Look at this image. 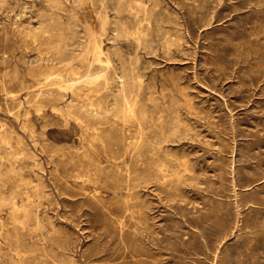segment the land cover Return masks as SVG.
<instances>
[{"label": "rangeland", "instance_id": "rangeland-1", "mask_svg": "<svg viewBox=\"0 0 264 264\" xmlns=\"http://www.w3.org/2000/svg\"><path fill=\"white\" fill-rule=\"evenodd\" d=\"M0 264H264V0H0Z\"/></svg>", "mask_w": 264, "mask_h": 264}, {"label": "bare ground", "instance_id": "bare-ground-1", "mask_svg": "<svg viewBox=\"0 0 264 264\" xmlns=\"http://www.w3.org/2000/svg\"><path fill=\"white\" fill-rule=\"evenodd\" d=\"M104 25H105V21H102L100 23V26L98 27V29H95V27H93L94 25L93 26L90 25L86 29L85 37L87 39V45H86V48L84 50V54L81 57H79V59H77V61L79 62V65H81L80 67H76L75 65L70 64L69 63L70 57L69 56L66 57V55L61 51V49H62V45L61 44L63 43L62 39H63V34H64V26L60 22H54L53 21L48 26H46V27L44 26L43 28L40 29V31H39L40 34L47 35L48 39H50L49 41H47V43L50 44L51 48L55 49V51L57 52L58 58L60 59V62H63L65 64L64 65V69H63L64 70V75H67L68 77L71 78V84H70L71 86L72 85H84V86H91L92 85V86H98L99 83H100V81L104 79L105 70H106V68L108 66V58L105 55H103V53L101 51V48H100V35L104 31ZM52 38H54L53 41L51 40ZM61 72H63V71H61ZM60 73L57 75L58 81H56L54 84L57 85L58 88H61L62 89V88H64V86H66V82H64L62 80V77L60 76ZM122 77L125 80L126 79V74H123ZM124 80L122 82L123 88L125 87ZM127 111H128V109L125 112H127ZM98 131H99V129H98ZM90 135L92 136V134H90ZM4 139L6 140L5 137H4ZM111 139H112V137L110 138V140ZM107 140H109V139H107ZM117 142H121V140L120 141H117ZM107 144H108V142H107ZM112 144H114V143L112 142ZM116 144L117 143H115V145ZM122 157L123 156H121V158ZM111 159H112V157H111Z\"/></svg>", "mask_w": 264, "mask_h": 264}]
</instances>
